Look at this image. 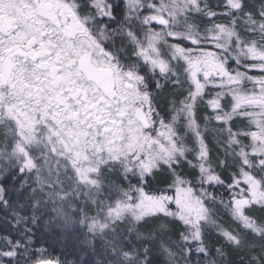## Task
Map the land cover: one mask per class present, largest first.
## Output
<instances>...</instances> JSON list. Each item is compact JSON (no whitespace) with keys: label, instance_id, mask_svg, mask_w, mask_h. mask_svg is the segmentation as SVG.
Returning a JSON list of instances; mask_svg holds the SVG:
<instances>
[{"label":"snow or ice","instance_id":"6c2138e0","mask_svg":"<svg viewBox=\"0 0 264 264\" xmlns=\"http://www.w3.org/2000/svg\"><path fill=\"white\" fill-rule=\"evenodd\" d=\"M0 264H264V0H0Z\"/></svg>","mask_w":264,"mask_h":264}]
</instances>
